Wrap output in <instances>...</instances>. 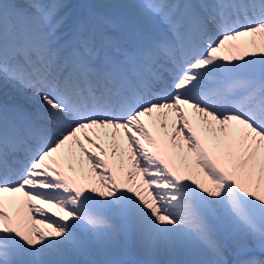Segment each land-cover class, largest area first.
I'll return each mask as SVG.
<instances>
[{
	"label": "snow or ice",
	"instance_id": "snow-or-ice-1",
	"mask_svg": "<svg viewBox=\"0 0 264 264\" xmlns=\"http://www.w3.org/2000/svg\"><path fill=\"white\" fill-rule=\"evenodd\" d=\"M110 7L0 0V264H264V0Z\"/></svg>",
	"mask_w": 264,
	"mask_h": 264
},
{
	"label": "bare ground",
	"instance_id": "bare-ground-1",
	"mask_svg": "<svg viewBox=\"0 0 264 264\" xmlns=\"http://www.w3.org/2000/svg\"><path fill=\"white\" fill-rule=\"evenodd\" d=\"M83 3H81V14L89 12V11H102V12H108V13H116L119 15V9L110 7L111 5H116L114 2L115 0H82ZM65 3L72 5L71 9H68L66 11H70L71 13L74 10L75 7V0H64ZM118 4L128 2V0H118ZM79 4V3H78ZM71 21V20H70ZM7 93V100L9 103L13 102L11 99L16 98V100L20 99V92L17 90V88L9 84L6 89H0V100L4 99V93ZM91 134V133H90ZM87 147V145H85ZM87 162H85V168H87ZM93 179L95 180V174H91ZM200 179H205L206 177L203 176L201 173V176L199 177ZM98 186V182H97ZM37 219H41L39 214L36 215ZM37 227H42V225H37ZM140 254L138 251L135 249L129 248L125 252V256L123 260H125L126 264H138V262L133 258V256L138 257L137 255ZM124 255V254H123Z\"/></svg>",
	"mask_w": 264,
	"mask_h": 264
},
{
	"label": "rangeland",
	"instance_id": "rangeland-1",
	"mask_svg": "<svg viewBox=\"0 0 264 264\" xmlns=\"http://www.w3.org/2000/svg\"><path fill=\"white\" fill-rule=\"evenodd\" d=\"M114 3H115V4H118L119 2H118V0H115ZM11 100H12V101H13V100H16V98H13V99H11ZM124 256H125V253H124V255L120 256L119 259H122V260H123ZM137 256H138V257L133 256L132 259L136 260V261L138 262V264H141V261H143V260L145 259V257H144L143 255H141V254H138ZM95 258L99 259V257H95ZM124 261H125V260H124Z\"/></svg>",
	"mask_w": 264,
	"mask_h": 264
}]
</instances>
